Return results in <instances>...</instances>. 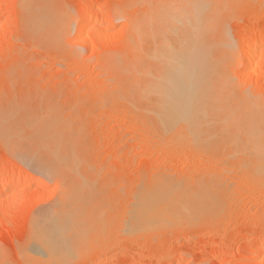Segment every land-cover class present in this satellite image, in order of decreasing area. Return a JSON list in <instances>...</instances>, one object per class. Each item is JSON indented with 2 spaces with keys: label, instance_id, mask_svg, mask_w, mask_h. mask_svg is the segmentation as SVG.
<instances>
[{
  "label": "rangeland",
  "instance_id": "374dc122",
  "mask_svg": "<svg viewBox=\"0 0 264 264\" xmlns=\"http://www.w3.org/2000/svg\"><path fill=\"white\" fill-rule=\"evenodd\" d=\"M2 1L0 0V110L5 111L9 106H17L18 109L21 108L20 111L24 109L19 116L24 117L21 113L25 111L41 115L39 111L45 113V106L54 107L53 109L48 106L47 110L50 109L49 112L53 114L51 117L54 116L53 112L59 116L56 120L62 118L60 121L65 123H59L65 124L64 129L69 121L74 122L69 124L71 129L70 126L66 127L64 140L69 141L66 134L69 130H73L72 134L77 131L72 135L74 139H71L69 131L70 144L65 145L68 147L63 144L62 148L76 147L75 150L79 149L81 156L76 154L79 156L77 159L74 150L72 151L73 159H77L76 165H73L78 171L74 170L71 174H77L75 178H78L75 181L71 179V174H65V183L61 179L63 175L41 174L42 172L39 173L34 166L15 158L16 154L7 151L8 147L4 146L0 137V185L12 175L11 170L10 172L4 168L9 165L12 170L16 167L13 170L16 174L25 172L28 175H39V182L32 186L17 182L11 186L13 190L10 189L2 195L0 193V264H63L64 259L50 258L45 254L44 248L40 255L38 243L33 242L39 237L38 234L41 236V229L48 235L50 219L44 215L54 214L56 207L61 210L67 188L70 185H75L72 188L82 184L86 186V183L90 184L89 189L86 187V193L82 192L83 190L80 194L73 191L78 197L84 193V196L80 197L84 204L72 203L70 206L74 204L73 207H79L77 212L74 208L72 214L75 215L76 212V216L78 213L80 215L81 208L83 217L77 216L76 219H85L89 223L95 219L91 216H96V223L99 225H93L91 221L90 224L84 221L82 223L79 220L84 227L80 224L73 227V231L86 228L82 231L84 235L80 229L79 232L72 233L73 239L77 237L74 241L79 246L75 245L78 249L72 251V260L66 261V264L72 261L69 264H227L229 259L232 260L229 264H264V177L252 174L251 167L247 166L248 157L243 152H238L243 148V144L241 147L232 144L231 140L230 143L221 141L224 139L219 138L220 129L217 127L219 130L216 131V126L213 129L217 133H214L218 134L216 137L221 140L215 137L212 142L202 141L200 145H197V142L194 144L187 130L180 127L165 137L167 133L154 124L157 127L155 128L150 121V118H153L151 112L145 114L149 111L144 113L135 108L140 102L138 106L146 110L139 99L140 96L137 98L138 103L135 101V94L139 95L138 90L135 91L139 89L142 80L140 84L133 83L137 80H134L138 74L136 70L140 72L146 65H142L137 58L143 50H148L146 47H149L147 45H150V40L145 41L146 45H141L140 50H143L140 51L139 48L132 47V43L129 44V34L134 28H153L155 6L159 3L165 5L171 0H48L50 4L46 0L51 8L52 3L54 4L57 8L54 10L59 14L68 15L71 12L73 18L70 15L69 17L74 25L78 24L83 14H93L90 28H94L86 40L75 35L74 30L70 33L57 31V34L36 30L26 22L21 0H7V3ZM46 1L34 0L32 6L39 10L37 8L41 4L46 5ZM230 1L226 6L223 5L228 7L224 8L225 10L220 7L223 11L220 10L222 15L219 13L217 22L231 33L237 50L244 47L243 42L247 39H264V0H237L239 4L236 0H233L236 4ZM224 2L225 0L220 4ZM259 32L263 33L260 34L261 37ZM85 41L88 46L84 44ZM143 42L141 44H144ZM262 49L264 47L257 48L258 54L251 68L245 71L240 70L242 67L233 69V78L237 84L250 88L249 91L253 93L264 91V53L260 54ZM242 51L244 50L239 52ZM241 53L240 58L243 56ZM134 59L136 63L133 62ZM139 66L141 69H135ZM132 80L134 82L131 86H135V90L130 92L133 93L127 92L129 89H126V85V90H121L124 89L121 87L123 84L129 85ZM130 94H134V99ZM118 95L126 98L128 96L127 99L131 97L130 101H122ZM133 102L137 104L132 107ZM144 105L146 106L145 102ZM33 115L31 117L37 116ZM20 120L22 121V118ZM223 128L228 130L230 126L221 128L222 137L228 138L226 135H229L231 130L225 132ZM57 141L59 143V140ZM64 171L61 170L60 173ZM74 181H78V185ZM209 185L211 190L208 189ZM78 188L73 190L78 191ZM178 190L183 194L177 195ZM193 190L198 191L195 193ZM186 191H189V195ZM201 191H205L207 200L204 199V206H201L203 208H199L201 212L191 216L193 218L190 219L189 215H185L186 219L181 216L183 219L179 222L177 215L175 218L178 223L169 224L163 221V229V222L158 224L161 227H152L145 222L150 217L141 212L163 207L169 204L167 202H172L171 199L178 200L177 198H182L179 206L181 203L189 206L192 200L183 198ZM90 198L94 200L89 201ZM212 200H216L218 204ZM91 202L93 205H89ZM82 206L88 207L86 212L89 209V214L85 213ZM207 209L209 211L204 213ZM175 218L170 220L173 222ZM35 222L38 225H35ZM42 237L45 236L35 242L42 240ZM49 238L54 239L52 236ZM80 239L85 241H78ZM251 252L254 254L253 261L240 262L242 255ZM28 253L33 256L37 253L38 256L31 257Z\"/></svg>",
  "mask_w": 264,
  "mask_h": 264
},
{
  "label": "bare ground",
  "instance_id": "6f19581e",
  "mask_svg": "<svg viewBox=\"0 0 264 264\" xmlns=\"http://www.w3.org/2000/svg\"><path fill=\"white\" fill-rule=\"evenodd\" d=\"M32 1L34 0H21V7L24 10L26 22L36 30H47L48 32L53 33V34H57V31L60 33H70L74 30L76 32L75 35H77L78 37L81 36L82 38L84 37L85 40L87 39L86 37H88L89 34H91V32L93 31L94 27L91 26L93 28H90V24L93 23L91 19V16L93 17V14L92 15L87 14V13L83 14L79 18V21L77 22L78 24L76 23L77 25H74L75 23L73 24L72 22L73 16H71L72 15L71 12H70L71 15L66 11L65 12L68 13V15H65V13L59 14L57 13L56 10H54L57 8L54 7L53 3H52L53 6L51 5L52 8L47 5V3L52 0H49V1L47 0L48 2L44 0V2L46 1V5L41 4L43 3L41 2L40 3L41 6L39 8H37L36 6V8L39 10H36L35 8H33ZM176 1L178 0H171L169 1V3H165V5L159 3V5L155 6L154 8L155 9L154 10L155 11L154 12L155 23H154L153 28H150L148 30L147 29L143 30L144 28L142 29L138 27V28H134L132 30V33L129 34L130 35L129 44L132 43L131 46L134 47L135 49L139 48L140 50L141 45H146L145 41L147 42L148 40H150V42H148L150 43V45H147L149 47L145 46L148 50H146L144 46H142V48L145 49L144 51L141 48L144 51V54H143V51L140 50L142 51L141 53H139L141 54V56L136 55L140 57V58L138 57L137 60L139 59V62L142 65L144 63L146 64L144 66V68L146 69L143 68V70L142 71L140 70V72L139 70H136L138 74L134 80L137 79L136 80L137 82L135 81V83H133L134 80H132L129 85L123 84V86L121 87L124 89H121V90L129 89V91L127 90V92L129 93L131 90L132 91L135 90L133 89L135 86L132 87L131 83L137 84L139 82L140 84L142 80L140 87H138L139 89H136L135 91L137 92L138 90L137 93H139V95L137 96L135 93L134 94L136 98L135 101L137 100V103L139 101L137 98L140 96L139 99L141 102H143L142 105L144 106V108H146V110L141 109L142 106L140 107L138 106V104L140 105V102L138 104L136 102L135 103L133 102L132 107L135 106L134 104H137L135 108L137 107L136 109H139V111L141 110L143 112L144 111L147 112L148 110L149 112L147 113L144 112L145 114H148L151 112L153 118H150V121H152V124L155 128H157L155 126L157 125L160 129L163 130V132L167 133V136L164 135L165 137H168L169 136L168 133L174 132L176 129H179L180 127V129L181 128L186 129L190 135L189 138H192V140L194 141V144H196L195 142H197V145H198L202 141L204 143L205 142L207 143L208 141L213 140L216 137V135L220 134L219 138H223L224 140H221L219 138L217 139L216 137L217 140L227 141V142L231 140L232 144H236L240 146L241 144H243V148L239 149L238 152H241V153L243 152V154H245L248 157L249 161L247 162H249V164H247V166L251 167L252 174H256V175H260L264 177V91L256 90L258 92L254 91L255 93H253L252 91H249L250 88L247 89V88H243V86L240 87L239 84H237V82L235 81L236 79L233 78L234 77L233 74H235V71L233 73V69L236 70V68L240 69V67H242L240 70L245 71L246 69L251 68L254 65L255 57L258 54L257 48L264 47V39L254 38V39H247L245 43L243 42L244 47L241 48V50H244V51H242L243 56L240 55L242 56L240 58L239 54L241 52L239 51L241 50H239V48H238L239 51L237 50V47L235 46L234 41L230 35L231 33L228 31L227 28L220 26L221 23L217 22V20L219 19L218 18L219 13L220 14L222 13L220 10L223 11V9L225 8L223 7V5L226 6V3H228L230 0L229 1L225 0L224 4L222 3V5L220 4V2H222L223 0H180L178 2ZM234 1L232 3H235ZM2 2L7 3L8 1L3 0ZM13 4H15V2ZM48 4H50V2ZM221 6L223 7V9L220 8ZM229 10H232V9H229ZM69 15L72 18H70ZM260 34L262 35L263 33L259 32V35ZM141 42H143L144 44H141ZM84 44L87 45V42L85 41ZM261 53H264V49L260 51V54ZM133 62L136 63L137 61L135 62V59H134ZM138 68L141 69V66L135 69H138ZM144 70H147V71L144 72ZM263 72L264 71H262V73ZM124 85H126L127 87L126 89ZM130 93H133V92H130ZM134 94L133 95L130 94L133 96V99H134ZM119 95H121V93H119ZM119 95L117 97H119V99H122V101L123 99L128 98V96L127 98L125 96H124L125 98L121 97L123 93L121 96ZM127 100L125 101L128 102ZM144 102L146 103V106L144 105ZM47 107L46 109L43 108V110L46 111V112L44 111L45 113H43V111L42 112L39 111L41 115H39L36 112L37 113L36 114L37 116H36L28 112L29 114L36 116V117H31V115H29L27 111H25L24 113H21V116L23 115L24 117H19L20 112H23L24 109L20 111L21 108L18 109L17 106L15 108H13V106H9V108L5 111L0 110V137H1V141L3 142L4 146L8 147L7 151H10L16 154L15 158L22 161L23 163L32 165V167L34 166V168L40 171L39 173L42 172L41 174H45V175L48 174V175H53V176L63 175L62 176L63 178L61 177L60 178L63 179L62 181L66 183L67 181H64V177H66V175L68 174H71L72 171L75 172L74 170H77L74 168L75 167L74 165H76L75 162L77 161L79 157L77 155L81 156V154H79L78 152L79 151L78 148H77L78 149L77 151L75 150L76 147L74 148L71 145H70L71 146L70 148H65L69 146L68 144H70V140L74 139L72 138V135L77 131L75 130V132H73L72 134L73 130H69L71 131V135H70L71 139H69L70 138L68 134L69 131L67 130L68 133L66 134L69 137L68 138L69 141L64 140L63 135L65 133L66 127L70 126L69 129H71V125L69 124H72L71 122L73 121H69V123L66 124V127L64 129L63 126L65 124L64 125L62 124L65 122H63V120L60 121L62 118H59L58 120H56L57 117L59 116L55 114V112H53L54 116L51 117L53 114L49 112L50 109L47 110ZM49 107H52V106H49ZM52 108L54 109V107ZM25 115H27L26 118H25ZM147 116L149 117V115ZM21 118H22V121L20 120ZM59 121L62 122V124L59 123ZM220 123L222 125L227 124L223 126L228 127V128L230 126L231 129L229 128L228 130L223 128L226 130L225 132L227 131L229 132V130H231V132H229V135L225 134L226 137L228 138L222 137L221 128L223 126ZM57 126H60L62 128L57 127ZM213 127H215L214 129H216V131L220 129V131H218L219 132L218 134H216L217 132L213 129ZM217 127H219V129ZM72 128L73 129L75 128L74 124ZM230 133H233V134L230 135ZM59 135L62 138H60ZM172 136H173V133H172ZM229 137H231V139ZM66 138L67 137H65V139ZM184 138H186V136ZM57 140H59V143ZM60 140L61 142H63L62 140H64V142L61 143ZM63 144L64 146L68 145V146H65L64 148L69 149V150L63 149L62 148ZM73 145H75V143ZM73 150H74L75 155L77 154L76 160H74L73 156L71 155V153H73L72 152ZM72 160H74V163ZM59 167H62L65 169H60ZM4 168L7 171L11 170L12 175L9 179H6L3 182H1L2 184L0 185L1 195L4 192L6 193V191L10 189L13 190V187L11 188V186L14 183L25 182L28 186H32L36 182H39V175L37 176L30 175V174L28 175L25 172L24 173L21 172L22 174L21 173L16 174L13 171L16 167L12 170V166L10 165ZM57 170H60V171H57ZM61 170L63 171L65 170L64 171L65 173L64 172L60 173ZM83 174L85 175V173ZM76 175L77 174H74V175L71 174V176H73V178L71 179L76 181L78 178V177L75 178ZM85 181L87 180H84V182ZM75 183L78 185V181ZM73 186L75 185H72V186L70 185V187L67 188L66 196H64L63 200L59 199V200H62V204H63L62 208H60L62 212L61 210L56 209L57 207L55 208V206H54L55 208L54 214H52L51 213L52 211L50 210L51 217L50 215L46 216L47 213L45 212L46 215L44 216L47 217L48 220L50 219L48 223L49 224V227H48L49 236L47 235V233H45V230L41 229L40 230V232L42 233L41 236H45L47 239L45 237H42L43 241L40 240L41 243L40 241L35 242L41 237L40 234H38L39 237L35 239L33 242V244L38 243L37 248L40 249L41 251V252L39 251L40 255L43 253L42 249L44 248L46 250L45 254H47L50 258H53L55 260L64 259L65 262L66 261L68 262L69 260H72L70 259L71 258L70 255L74 254L72 253V251L75 252V249L77 248V246H79L77 245V243H75L76 241H74V239H77V237L73 239L72 233L79 232L81 229L79 228L80 230L76 229V231H73V227L74 228L78 227L80 222L83 223L84 221L87 223V221H85V219H83V221L81 220V218L83 217L81 215L82 214L81 212H83V209L81 208H80V215L79 213L77 215L81 217L79 219L80 222L78 218L76 219L77 217L76 212L79 209V207L77 206L78 203L84 204V200L83 202H81L82 198H80L84 196L83 195L84 193L80 197H78L79 195H75L74 192L75 193L78 192L80 194V192L83 190L82 192L86 193V190L88 191L90 184L86 183V186L85 184L84 185L82 184L81 186L78 185L77 187L72 188ZM86 187H88V189ZM200 187H206V186H200ZM63 188L65 189L64 186ZM76 188H78L77 189L78 191L73 190ZM208 189L211 190L210 185L208 186ZM164 190L167 191L166 189ZM206 190L207 188H205V191ZM165 191L163 194H165V198H167ZM189 191L188 192L186 191L187 194L189 193ZM197 191H194V192L196 193ZM204 192L202 191L200 193L198 192L196 195L192 194L193 196L191 195L190 197H193V198H190L187 196L184 197L183 199L189 198L190 200H192L191 203L189 202L190 203L188 204L189 206H187L186 203H181L182 205L179 206V202H182V198L181 200L180 198H177L179 201L171 199L172 202H167V203L169 204L173 203L174 206L175 205H178V206L174 207L172 206L173 204L172 205L163 204L164 205V206L162 205L163 207L155 206L156 208H153L154 207L153 206L152 207L153 209H150V210L148 209L146 212H141V213H145L146 215H149L151 219L147 217L149 218V220L145 222L147 223V225L152 226V227H155V226L159 227L160 225L158 224L159 223L161 224L163 221L168 222L169 224L171 223L176 224L178 223V220L180 222L185 217V215L187 217L189 215L191 219L196 214L201 212L199 211V208L204 204L203 202L205 201L204 199L207 200V198H205L206 196H204ZM178 193H182V191L178 190L176 194L178 195ZM182 194H180V196H183ZM174 197H178V196H174ZM165 198H161V199L163 200ZM93 200L94 199L91 200L90 198L89 201H93ZM213 202H217V201L215 200ZM72 203H75L77 205L75 207H73L74 204L70 206ZM88 203L89 202L87 201L86 204ZM154 204H157V203H154ZM89 205H93V202H91ZM207 205L209 206V204ZM66 206H69L71 209ZM139 206H140V203H139ZM65 207L68 210L66 209L63 211ZM82 207L84 208V206ZM74 208H76V212L74 213L75 215L72 214L73 211H75ZM87 208L88 207L84 208L85 213L89 212V209L87 210L88 212H86ZM143 208L145 209V207ZM202 208L203 207H201V209ZM207 211L209 210L207 209L205 212L204 211L203 212L207 213ZM88 214H85V215L87 216ZM177 215L180 216V217L178 216V218H180L178 220H176L177 218H175ZM98 216H100V214ZM91 217L95 219L91 221L89 218L88 220H90L93 223V225H99L96 223L97 217L96 216L94 217L91 216ZM173 217L175 219L172 222V220L170 219H173ZM187 217H185V219ZM42 218L45 219L44 217ZM169 220L171 222H169ZM90 221L87 224H90ZM164 222L161 224V226L165 225ZM87 224H85V226ZM35 225H38V223H36ZM80 226H83V224L82 225L80 224ZM92 227L93 226L91 224L90 228L92 229ZM85 228H82L81 232L85 230ZM159 229L160 228H158V230ZM162 229H163V226H162ZM146 231H154V230H146ZM50 236H52L54 239L52 238L53 240H51L49 238ZM85 237L87 238V235ZM81 240L85 241L84 239H80L78 241L81 242ZM260 241H262L261 238H260ZM260 241L257 240L256 242H260ZM29 249H32V248L29 247ZM78 252L76 254H78ZM253 255H252V252L244 256L242 255L240 257V262L241 261L242 262L253 261L254 260ZM30 256L32 257L33 255L30 254ZM36 256H38L37 253L33 257H36ZM43 256H46V255H43ZM77 257L80 258L78 255ZM229 260L230 262L232 261L231 259ZM65 262L63 264H66ZM72 262H69V263H72Z\"/></svg>",
  "mask_w": 264,
  "mask_h": 264
}]
</instances>
